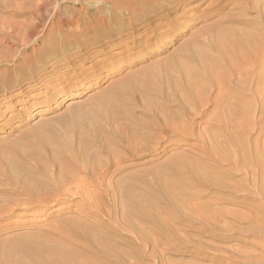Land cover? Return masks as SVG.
Wrapping results in <instances>:
<instances>
[{"label":"rangeland","instance_id":"rangeland-1","mask_svg":"<svg viewBox=\"0 0 264 264\" xmlns=\"http://www.w3.org/2000/svg\"><path fill=\"white\" fill-rule=\"evenodd\" d=\"M17 1L18 0H0V26H2V27H0V55L2 57H4L5 55H6L5 57H7V56H9L8 54L11 51H15V50L20 49L19 45H17L16 42H14L11 38H9V36L12 32L13 33H22V35L24 36L25 39H28V37L31 33H44V34L45 33H54V34L55 33H88V35H90L89 33H94V31L91 28H90L91 30L89 29V26L92 23L87 18V16H88L87 15V8L90 7L93 9L96 7L95 5H98V4H99V6H103V7H104V5H106L105 7L108 8L107 4L104 2V0H102L101 2H100V0H79V2H77L75 0H23L25 5H26L25 8L27 9L26 16L25 15L24 16H17V15L11 14V15H9L10 17L9 16L5 17L6 14L8 15V13L9 14L11 13L9 9L12 10V8H13V7L8 8V5L9 4L15 5V3H17ZM236 3L238 5H243V0H238V1H236ZM76 12H80L83 16H86L85 20L84 21L77 20ZM223 12H227V13L231 14V13L236 12V8H231V4H228L223 9ZM105 13H107V10L105 11ZM63 15L64 16L66 15V17H64ZM3 16H4V18H2ZM250 16H251V18L253 17V15H250ZM7 18H8V20H7ZM253 19H254V17H253ZM3 20H5V21L3 22ZM210 22H211V20H205V19H202L201 21L197 20V19L192 21V24L190 26H188L187 28H182L183 29L182 32L176 33V37L172 38L169 42H167L164 49L162 51L158 52V54L155 53L154 50H152L151 54H147V53H149L147 50L146 52H143V53H145L144 55H141V53L137 54V55H135V57L133 59L123 60V59L119 58L120 55H117V56H114V57H111L109 59H105L102 61H101V58H104L105 55H107L108 53H105V55H102V54L93 55L91 57L90 56L85 57L82 55L81 57L77 58V61H76L77 64L79 63V64H83V66H89V64L90 65L93 64L94 61L96 60V63L99 66V68H98V66H96V63H95L94 68H96L97 70L94 71V73L91 77V80L87 83V84H89L90 87L88 89H85V87L80 88V91H84V93L82 94L79 91V93L76 97H72V95L70 93L72 91H66V92H63L62 94H60L58 96L53 97V98L45 99L46 97H43V93H42L43 90H41L39 88V85L35 84L34 86H32L34 83H31L29 85H24L22 87L25 89L23 92L20 93L21 95L16 97V99L10 98L8 96L6 97V100H4V102H3L4 103L3 106L6 104V106H8L7 109H5L1 105V102H0V106H2V107H0V111L5 109L4 112H1V116H0V151L4 147H6L10 150L13 149L16 151L15 155L17 157H15V158H18L17 160L15 158L13 159V166H12L13 169H11L9 171L6 160L3 158L5 154L2 155L0 153V206L8 203L9 201H18V202H25L26 205H28V206H34V207H32L34 209L38 208V210H30V212L29 211L22 212L21 215H17V213L20 212V210H16L15 211L16 215L14 214L10 217H7V216L0 217V247H2L4 244L14 245L15 243H17L19 241V239H30V240H32L33 238L36 237L37 239L35 238V240H40L43 237L42 239H44V240H42V241L48 242L47 240H50V241L52 239L54 240L53 237H55V240L57 238L58 241L60 240L64 243H68V241H69V243H71L75 246L78 254L76 256L77 258L75 257V261H73L74 264H76L77 262H78V264H89V263L90 264H122V263H124V264H219L218 259L222 255V252L221 251L219 252L218 249L220 247H218V246H222L224 244H226L227 246L228 245H230V246L236 245L235 242L237 239H234V238L237 236V234L233 233L232 231L230 232L228 229H231L234 225L235 226L236 225H243V224L247 223V221H246V219H244L243 215L247 216L250 213L249 212L250 208H248V207H251L254 203H256L258 201V196L256 195V197H254L255 194L252 193V190H250L247 193V190L251 189V187L249 186V184H247V181L245 179H243V176H245V178H247V176L245 175V173H246L245 171L243 172V170L240 169L241 170V172H240V170L231 169L230 170L231 172H229V174H228L229 176H227V173L225 172V170L230 167L227 162H225V161L220 162L215 168H213L214 167V161L213 160L216 157H214L213 155H212L213 157L210 156L211 153H208L206 150L201 151V148L199 147L200 145H202V142L200 140V136L202 134L201 139H203V138H206L208 135L207 133H209L207 131L208 128L205 127L203 124V121L208 116H203V117L195 120L193 122L194 126H192L193 124L192 125L188 124L189 123V121H188L187 124L190 125L188 127L192 128V131L186 125V131H188V132L185 135H184V133H180V135L178 134L177 136L173 135L169 138V140L161 141V143H158V144L155 143L156 145H154V143L151 142L150 145L148 146V149L144 150L145 152L143 151L141 153L142 155H140V156L138 155L135 157L129 156V157L125 158V160H123L119 163H116L117 165L115 164V161H114L115 160L114 159L115 154L120 155V154L124 153L122 151L121 144L122 145L126 144L127 143L126 141H128V139L131 137V135L138 133V131L141 132V130H142V132H143L144 130L146 131L151 127V125L153 124L152 119L154 120V116H153L154 110L157 111L158 114L160 115L161 114L160 112L172 114V112L174 113L175 110L177 109V108H175L176 106H174V105L171 106L167 102H164V104L158 103L159 101L157 102L154 100V99L157 100L158 97L156 98V96H153V97L148 96L147 99L151 98V99H149V101L145 98L146 99V103H145L146 106H144V104L142 103V102H144V99L142 100L141 96H140V98L138 96L141 103L139 102L137 96H135V97L131 96L132 98H130V95H126L123 92L124 89H123V86H121L123 78H127V77L133 78V81H135L134 77H135L136 73L142 71L144 68L155 63L156 61L159 62V61L165 60L166 58H168L170 56V54H176L177 51L179 50V48L181 47V44L184 43L183 41H185L186 39H189L192 33L193 34L201 33L207 27L208 23H210ZM5 24H6V26H5ZM8 25H9V28H8ZM102 28L101 29L98 28L96 30V32L98 31L97 33H105V30ZM105 28H106V26H105ZM6 36L8 37V39H6L7 38ZM55 38H56V40L59 39V37L57 35ZM66 39H69V38L67 37ZM70 40L74 41V39H72V37ZM70 40L66 41L67 42L66 47L69 49H73L72 47H74V46H73V44H71L72 41H70ZM56 42L57 41H55V43ZM157 42L158 41H151L152 44H157ZM35 45H37V46H35ZM29 46H30V48H29ZM29 46H28V50L26 52H24V55L29 54L31 52L30 51L31 48L32 49H38L41 47V45L37 44V43L34 44V46L32 44H29ZM105 46H108V45L106 44ZM51 47H57V44L56 45L54 44ZM98 48H101V47H98ZM105 49L109 50L110 53H115L119 50V48H117V47L116 48H110V49H108V47H107ZM18 52H17V54H18ZM139 56H141V57L144 56V57L140 58ZM52 61H61V59L59 56H56V57L52 58ZM5 62L7 64H5ZM5 62L0 61V73L1 74L5 73L6 68L9 70L12 68V66L10 65L12 62H9V63H8V61H5ZM98 62H99V64H98ZM17 63L18 62H15V64H17ZM63 69L64 68H62L61 71H63ZM110 69H114V72H110ZM36 71H38V69ZM25 73H26L25 71L20 72L19 70H16V72L13 71V72L7 74L6 79H8V77H10L9 79H10L11 84H12V86L10 88L11 92H15L16 90H18L16 86L13 87L14 86V84H13L14 78L13 77L15 76L17 78H23L20 75H24ZM99 73H101V74H99ZM9 74L10 75L13 74L14 76L13 75L10 76ZM131 75L133 77H130ZM11 77H12V79H11ZM131 81H132V79H131ZM117 83H119V84H117ZM1 84H3V79H0V86H1ZM30 86H32V87H30ZM113 86L116 88L113 89L114 88ZM110 88H111V90H110ZM117 88H118L119 92L117 91ZM21 89L19 88V90H21ZM114 90H116V91H114ZM115 92H118V93L116 94ZM112 94L114 97L108 96V95H112ZM115 95H116V99H115ZM118 95H119V97H118ZM0 96H1V94H0ZM125 96L127 97L126 98L127 100H130L128 102H130L131 104L126 102L127 100L125 99ZM108 97H111V98L108 99ZM96 98L99 99L98 100L99 103L96 102L97 101ZM134 98L136 99V102H134ZM132 99H133V102H131ZM102 100L107 102V104L110 103L108 105H110L111 107L108 106L107 104H105V102ZM114 100H115V103H114ZM116 100H118L122 105L121 104L118 105L119 103ZM111 101L114 103V105L116 104L117 107L114 106ZM124 101L127 104H125ZM147 101L150 103L153 102V104L151 105ZM102 102H104V103H102ZM101 103H102L103 109L99 108V105L101 107ZM135 103H137V105H135ZM139 103H140L141 107L140 106L138 107ZM147 103H148V105L149 104L150 105L147 106ZM103 105L108 107L109 110ZM153 105H157V107L153 106ZM160 105L161 106L165 105V109H163L164 106L161 107ZM118 106H120L121 109ZM158 106H160V107H158ZM150 107H151V109H149ZM152 107L153 108L155 107V109H153V111H152ZM96 108L98 109V111H99V109H101L100 113L102 110H104V112L102 111L103 113L108 114V112H109L110 115L108 114L107 117H110L112 115H114L113 117H115L120 113V111H121V114L117 117V120L114 119L116 122L114 120L109 121L108 119H107L108 120L107 121L105 119V118H107L106 115H102L103 113H101V114L98 113ZM105 108L108 110V112H106L107 110ZM117 108H119L118 109V110H120L119 112H118V110H116ZM123 108L125 111L122 110ZM158 108H160V109H158ZM129 109H131V111ZM162 109H163V111H161ZM93 110H95V111H93ZM169 110H172V111L169 112ZM110 111H111V113H110ZM123 111H124V113H123ZM128 111H130V112H128ZM126 113H128V114H126ZM86 114L87 115L89 114L91 116L88 115V117H89L88 118L86 116ZM256 114L257 113L254 112L253 114L250 115L251 117H249V119H250L249 122H251L254 119ZM125 115L129 116V117L126 116L127 117L126 121L128 120L127 121V124H128L127 127H126L127 124L124 123V122H126L125 117H124ZM130 116H132V117H130ZM81 118H82V120H80ZM84 118H86V119H84ZM99 118L101 121L99 120ZM102 118H103V120L107 121L106 123L108 125L106 123H104L105 121H102ZM90 119H91V121H90ZM208 119H209V117L206 120H208ZM87 120H89V121L87 122ZM121 120L123 121V123L121 122ZM132 120H134V121H132ZM81 121H82V123H81ZM111 121H113V122H111ZM130 121H132V122H130ZM86 122H87V124L89 123L91 125V128H93L96 131H97V129H99L100 132H99V130L96 132V131L92 130L91 128H89L90 125L85 124ZM118 122H119V124H116ZM120 122H121V124H120ZM150 122H152V123H150ZM196 122H200L202 125L200 123H196ZM99 124H100V126H99ZM145 124H146V126H144ZM148 124H149V126H148ZM109 125H110V127H109ZM120 125L121 126L125 125V127L129 131H127V129L124 126L120 127ZM250 125H251L250 128L253 131H249L251 129L248 128L249 130L246 129L247 130V132H246V130L244 129L245 131L243 130V132H245L244 134H246V135H244L242 131H241V133L238 131H235L236 133L238 132L237 133L238 135L237 134L234 135L235 134L234 131H232L234 133L231 132L234 136H237V137H240V135L242 134V136L246 142L249 139L248 143L244 142L246 144V148H247L246 150L247 151H249V149L252 150L251 147H254L257 144H258L257 146L259 148L264 145V128L261 131V128L258 129V127H256V125H254V126H253V124H250ZM131 126H134V127L131 128ZM143 127H146V128H143ZM110 128L115 133H117L119 131L120 134H115L114 132L112 134V131ZM122 128H123V130H122ZM115 130H117V132ZM200 130H202L203 133ZM205 130L207 131V133ZM81 131L82 132L84 131V132L82 133ZM101 131H104V133L103 132L101 133ZM94 132L99 134V135H97V134L94 135L95 134ZM107 132H108V134H107ZM131 132H132V134H131ZM190 132L191 133L193 132L194 134L192 133V135H191ZM195 132L196 133L198 132V134L199 133L200 134L198 135ZM248 132H249V134H248ZM109 133L111 134L110 136H109ZM102 134H104V136ZM247 134H248V136H247ZM58 135H59V137H58ZM105 135L108 136V140L111 138L109 140V143L107 140V136L105 137ZM118 135L119 136L121 135L122 139L125 138L126 141L124 140V143H122L123 140ZM96 136H99V137H96ZM116 136H118L119 138ZM244 136L247 137L248 139L245 138ZM63 137H64V139H63ZM92 137H95L97 139H94ZM100 137L103 139H101ZM50 138L52 140H50ZM53 138H55V140ZM57 138H59V139H57ZM104 138H106V140H104ZM84 139H85L86 143H85ZM252 139H254V140L252 141ZM65 140L67 142L69 140L70 142L67 143ZM257 140H260V141H257ZM54 141H56V142L54 143ZM64 141H65V144H64ZM100 141L102 144L99 143ZM57 142H59V143H57ZM82 142L84 143L85 146L83 145ZM89 142L93 145H91ZM106 142H107L108 146L105 145ZM197 142L200 143V145ZM71 143L73 145H70ZM79 143H82V144H79ZM103 143H104V145H103ZM53 144H54V148H53ZM247 144L249 147L247 146ZM69 145L74 146V147L70 148ZM113 145H114V147H113ZM80 146H82V147H80ZM79 147H80V149L82 148V150H80ZM61 148L63 150H60ZM69 148H70V150H72V149L73 150L70 151ZM105 148H107L108 152H109V148H110L111 154H110V152H109V154L112 155L111 157L108 153L103 152L104 151L103 149H105ZM55 149L57 151L56 154L53 151ZM88 149L90 150V153L93 152L92 155H90ZM94 149H96L99 153H97V151ZM51 150L53 152H51ZM75 151H76V153H75ZM80 151H81V153H80V155H78V153ZM50 152H51V154L54 153L57 156L56 157L54 154L52 155V158L54 160L58 158V160H55L56 162H59V163H56L57 165L54 164L55 161L53 159H51V157H49V155H51V154H49ZM95 152H96V154L94 155ZM69 153H72V156L70 154V158H69ZM84 153H86V155ZM113 153H114V155H113ZM59 154H61L60 155L61 159H60V156H58ZM74 154H76V155H74ZM83 154L85 157H83ZM105 154L107 155V158L109 159V161H108L109 165H108V163H104V162H107L106 158H104V157H106ZM205 155H206V157H205ZM65 156H67V158ZM91 156L93 157V159H91ZM94 156H95V158H94ZM98 156L101 158L102 161L99 159ZM81 157H82V159L79 160ZM41 158L43 160H41ZM89 158L91 159V161L93 160V162H91ZM49 159H51L52 161ZM64 159H65V162H66V160L67 161L71 160V164L73 163V165L75 167L78 164V166L76 168L70 169L71 170L70 173L72 175V178H74L77 181L79 180L78 186L80 189L83 188L82 191H84V192L81 191L82 194H81V192H76L77 189H75L74 187L71 190H68V191L65 190L66 186L63 185L64 180L62 178L69 176L70 173L68 171H70V170L66 171V172H68V174L65 171H62V169H63L62 165H63V163H65V162H63ZM85 159L90 161V162L86 161ZM97 160H98V162H97ZM95 161L97 163L101 162L102 165L104 163V166H106L107 171H106V169H104L103 171L101 170V173L99 174L100 169L103 166L101 167L100 163H99L100 166H97L99 164H97ZM16 162H20V163H18L19 165H17ZM45 162L47 163L46 164L47 166L44 164ZM60 162H61V164H60ZM40 163H42V165ZM83 163L85 166L83 165ZM175 163H178V165H175ZM190 163H192V164H190ZM210 163H212L213 165ZM48 164L49 165L51 164V166H49ZM203 164H205V165H203ZM224 164H227V165H224ZM15 165L18 166L19 168L16 167ZM193 165H194V167H196V169L193 167ZM14 166H15V168H14ZM39 166H41V167L43 166V169ZM48 166L50 168H47ZM56 166H57V168H56ZM89 166H91V167L89 168ZM177 166H181V168L177 167ZM187 166H189V167H187ZM222 166L225 169H221V168H223ZM54 167L58 170H56ZM85 167H87V168H85ZM99 167H101V168H99ZM172 167L176 168V171H174L175 169H173ZM186 167H187V169H185ZM205 167H207V168H205ZM88 168L90 171L88 170ZM177 168H179V169H177ZM188 168H190V170L192 172H194L196 170V172H194V174L195 173L196 174L195 175L192 174V172ZM201 168H202V170H201ZM180 169H181V171H180ZM12 170H16V172L12 171ZM82 170H83V172H82ZM91 170H92V172H91ZM95 170H96V172H95ZM187 170H188V172H187ZM60 172H61V174L59 175ZM205 172L207 175L213 174V176L216 174V172H218L219 175L216 174L215 177H217V178L221 177V179L223 178L225 181L234 180L235 182L237 181L238 184L236 183L237 186H236V184L233 185L232 191H225L226 193L225 192L222 193L221 190L218 189V187L215 188L216 186H214V185L210 186L209 184H207L208 182L205 179L206 178ZM223 172H225V173H223ZM234 172L235 173L237 172L238 175H237V173L235 174ZM62 173H66L67 176H65ZM83 173L84 174L87 173L86 175H88V173H89V175L86 177ZM94 173H96V175L97 174L99 175V176L97 175L98 178L102 174L101 178L96 179V176H94L95 175ZM180 173L183 175H181ZM10 174H12V176H10V177H12L13 179L16 177L15 180H18V181H13L14 183H10L11 182L9 179ZM15 174H16V176L14 177L13 175H15ZM224 174H226V175H224ZM76 175H78V176L80 175V176L78 177ZM196 175H198V176H196ZM223 175L225 176V178L223 177ZM58 177H59V179H58ZM198 177H200V178H198ZM235 177H237V178H235ZM52 178H53V180H51ZM54 178H56V181ZM193 178H195V179H193ZM202 178L204 180H202ZM227 178H228V180H227ZM240 178L242 181H240ZM236 179H238L239 181ZM49 180L53 181L56 184L53 185V182H52V184H50L51 181H49ZM62 180H63V182H62ZM89 180H90V183H89ZM163 180L165 182H163ZM205 180H206V183H205ZM244 180L246 182H244ZM38 181L40 182V184L38 183ZM46 181L47 182L49 181V182L47 183ZM60 181H61V183H60ZM98 181L102 182V183L104 182V184L99 183ZM105 182H107V183H105ZM109 182L112 184L111 185L112 187L110 186V188L108 187V185H110ZM182 182L186 183L187 185L186 184L184 185ZM202 182H204L205 184L204 183H203L204 185L201 184ZM57 183L60 184V186H62V187L58 186ZM37 184L41 185L42 187L44 184L45 185L49 184V186L44 185V188L45 189L47 188V190H45L43 188L42 191L44 190L45 193H44V191L42 192L40 190L38 193L36 192V195H34L35 193L31 195V192H28V191H21L20 186H18V185H24L27 188V190H32L34 185H37ZM85 184L86 185L88 184V185L86 186ZM105 184H107V185L105 186ZM116 184H117V186H116ZM82 185H83V187H82ZM97 185L98 186L100 185L101 187L100 186L98 187ZM243 185H244V188H243ZM15 186H17V187H15ZM31 186H33V187H31ZM104 186L106 188L107 187L108 188L106 190H104L105 189ZM113 186L114 187L116 186V187L114 188ZM128 186H129V189H128ZM123 187H124V189H123ZM240 187L242 188V190L245 189L246 187L247 188L242 191ZM59 188L61 190H59ZM112 188H113V190H111ZM116 188H118V189H116ZM121 188L124 190L123 192H125V190H126V193L128 195L126 193H122ZM17 189H19V190H17ZM89 189L91 190V192H89L90 191ZM119 189H121V191ZM168 189H171V190L168 191ZM56 190H58V191H56ZM50 191L52 194L50 193ZM61 191L65 195H63L61 193ZM85 191H86V193H85ZM111 191L114 192L115 195H114V193L112 194ZM131 191H132V193H131ZM150 191L153 193H151ZM167 191L169 192V194L167 193ZM148 192H150V193H148ZM234 192H236L238 194H236ZM46 193H49V194L47 195ZM88 193H90V194H88ZM98 193L100 195H102V196L98 197L99 199L97 198ZM136 193H137V195L135 196ZM142 193L144 194L143 197L145 196L147 200L142 197V195H141ZM244 193L245 194L247 193V194L245 195ZM37 194H39V195L41 194L40 196L38 195V198L42 197V195L45 198H47L50 195L49 198L51 197L50 198L51 201L47 202L49 205L46 203H39V202L37 203L36 202ZM83 194L84 195L88 194V196L85 195V197L87 199L85 197L84 198L81 197V196H84ZM109 194H112V195H109ZM150 194H154L155 196L150 195ZM182 194H183V196H180ZM187 194H188V197L185 198V195L187 196ZM232 194L233 195L235 194V195L233 196ZM89 195H91V196H89ZM117 195H119V196L123 195V198H121L122 196L119 198V197H117ZM149 195H150V197H149ZM177 195L180 196L179 199L177 198L178 197ZM230 195L232 197H229ZM250 195H252L253 199L251 198ZM78 196L80 198H82L83 200L80 199ZM111 196H112V199L109 198ZM115 196H116V198H115ZM125 196L131 197L130 198L131 203H130V199L128 200L129 197L127 198V200L129 202H125L126 201ZM147 196H148V198H147ZM169 196L170 197L172 196V198H169ZM91 197L94 200H91ZM106 197H108V198H106ZM152 197L155 200H153ZM240 197H243V199L241 198L242 199L241 200ZM49 198H47V199L49 200ZM103 198L105 201L103 200ZM118 198L125 200V201H123V203L124 202L125 203L123 204L122 200H120L121 202L118 201L119 200ZM168 198L170 200H168ZM182 198L184 200H182ZM100 199H102L104 202H102V200L100 201ZM107 199H109V200H107ZM114 199L116 200V202L114 201ZM132 199H133V201H132ZM138 199L139 200L142 199L143 201H141V200L139 201ZM150 199H152L155 202L151 203ZM177 199H178V201L176 202L175 200H177ZM185 199L187 201H185ZM88 200H89V202H88ZM98 200H99V202H94V201H98ZM146 201H147V203H145ZM182 201H183V203L181 204L180 202H182ZM184 201H185V204H184ZM240 201H242V203ZM140 202L142 203V205ZM178 202L181 204L182 208H180V209H182L184 213L179 209V207H181V206ZM235 202H237V203H235ZM78 203H80L81 205H79ZM99 203L100 204L103 203L105 205L102 204V206H101ZM148 203H150V205L151 204H153V205L151 207L150 206L147 207V205H149ZM170 203H172V204H170ZM175 203H176V206H175ZM208 203H211V204L208 205ZM125 204L126 205L128 204V205L126 206ZM129 204L131 206L134 205L133 206L134 208L140 204L137 207V209H139V210H137L136 208L135 209L132 208L131 206H129ZM143 204H145V205H143ZM177 204L179 205L178 207H177ZM183 204L185 207L183 206ZM197 204H200V206H202V207H199V205H197ZM204 204L206 205V207L204 206ZM213 204H215L216 206ZM44 205H46V206H44ZM97 205H98V207L100 206V209H97V207H95ZM121 205L124 207V209L122 207H120ZM172 205L175 207H173ZM197 206L199 207V209ZM211 206H213L214 208ZM220 206H221L222 210L224 209V211L225 210H229V211H227V212L225 211L226 213L224 211H221L220 208H217ZM102 207H103V209L105 208V211L102 210ZM125 207L127 209L128 208L129 209L127 210ZM194 207H196V208H194ZM106 208H107V211H106ZM120 208H122L121 210H124L125 212L124 211L122 212L120 210ZM185 208H187V209H185ZM193 208L196 210H194ZM147 209L150 212H147ZM201 209H203V210H201ZM217 209H219V210H217ZM99 210H102V211H99ZM134 210H136V211L133 212ZM144 210H146V211H144ZM188 210L190 212L192 211L191 213L193 215L192 214L190 215V212ZM198 210H200V212ZM208 210L209 211L212 210V211L209 212ZM215 210H216V212L217 211L218 212L216 213ZM109 211L110 212L112 211L110 213L111 215L109 214ZM127 211H129L128 214H127ZM137 211H139V212H137ZM195 211H197V212H195ZM202 211L207 216H205V214H201ZM213 211H214V213H213ZM236 211L239 212L238 215H237L238 212H236ZM247 211H248V213L246 214ZM152 212H154V214H152ZM232 212H234V213H232ZM131 213H132V215H131ZM208 213H209V215H208ZM220 213L222 214L221 217H220ZM223 213H225V214H223ZM227 213L230 214V217H228L229 215ZM133 214H135L134 217H133ZM146 214L148 216H151V218L152 217L153 218L152 219L150 217L148 218V216ZM210 214L212 216H210ZM123 215L127 216V219L125 218V220H127L128 222H126L125 220L122 219V217L123 218L125 217ZM140 215L142 216L141 219H139ZM196 215H198V217ZM215 215H217L218 217L217 216L215 217ZM224 215H228V216L225 217ZM120 216H122V217H120ZM193 216L196 218L197 221L199 219L201 221L199 220L200 222H197L195 219H193L194 218ZM232 217H233V219L235 217V219L233 220ZM204 218H205V220H204ZM217 218H218V220L219 219L220 220L218 221ZM119 220L120 221L123 220V221L120 222ZM209 220L211 221V223H209L210 222ZM225 220L228 223L227 225L231 224L232 226L231 225L227 226ZM240 220H241V222H239L240 224H238V221H240ZM234 221H235V223H234ZM245 221H246V223H245ZM124 222L127 224L124 225ZM120 223H121V226H120ZM213 223H214V225H213ZM77 224H78V226L80 224L81 227L80 226L78 227ZM201 224H203V225H201ZM204 224H206V225H204ZM217 224L219 225V227ZM128 225L129 226L132 225L130 227L134 228V229H131L130 227H128ZM139 225H140V227H139ZM221 225H222V228H221ZM199 226H202V227H199ZM205 226L206 227L211 226V227L205 228ZM213 226H214V228H213ZM122 227L124 229H122ZM135 227H136V229H135ZM138 227L142 228V229L145 228V229L139 231ZM217 227H218V229H216ZM72 230H74L75 234H73ZM81 230H83L84 232ZM211 230H214L215 232L212 231V233H211ZM68 231H69V233H68ZM143 231L145 233L147 231L148 232L151 231V233L149 232L147 234H150V235L153 234V235H151V237H149V235L145 234ZM85 232L86 233L88 232L89 234H86ZM137 232H139L140 234L142 233L143 235H147L146 238L140 237L141 239H139L140 235L136 237V235L139 234ZM135 233H136V235H135ZM222 233L223 234L224 233L225 234H233L235 237L228 238L227 239L228 242H222L219 238V236ZM68 234H71V235H68ZM46 235H48L49 238L46 239V237H47ZM38 236H40L41 238ZM51 236H53V237H51ZM84 238L86 240H89V239L90 240L86 241ZM98 238H100V239L98 240ZM147 238H149V239L152 238V239L149 240ZM237 238L244 239V240L250 239L249 236H245V235H242V237H237ZM139 240H141V241H139ZM101 241L103 242V244ZM105 241H107V243ZM147 241H148V243H147ZM51 242H48V244L53 243V242L52 243ZM97 242H99V243H97ZM108 242L112 246H109V245H108L109 247L107 245L104 246V244L105 243L108 244ZM91 243H92V245H91ZM232 243L235 245H233ZM101 244H102V246L105 247V249H104V247H101V248H103L101 250H100V248H98L101 246ZM97 245H98V247H97ZM113 245L116 247V249H114L115 247L113 248ZM110 247H111V249H110ZM113 249H114V251H113ZM98 250H100V251H98ZM102 250L104 252H107L106 250H109V251L107 253H103V252H101ZM111 250L113 251V253H115L114 255L111 254L112 256L109 254V253H112ZM115 251H117V252H115ZM18 257L20 258L19 260H17ZM21 257H23V258H21ZM0 258L3 259L2 256H0ZM14 258H16L17 262H19L17 264H20V262H22L21 264H31V263H29L30 261L26 260V257H24L22 255H19V254L16 255L15 254ZM119 259H121V260H119ZM24 261L28 262V263H25ZM3 262H4V259H3ZM11 263L13 264V262H11ZM3 264H10V263H9V261L6 262V260H5V262Z\"/></svg>","mask_w":264,"mask_h":264},{"label":"bare ground","instance_id":"bare-ground-1","mask_svg":"<svg viewBox=\"0 0 264 264\" xmlns=\"http://www.w3.org/2000/svg\"><path fill=\"white\" fill-rule=\"evenodd\" d=\"M75 1L79 2V0H75ZM101 1L102 0H100V2ZM236 1H238V0H104V2L107 4L108 8L105 7L106 5H104V7H103V6H99V4L95 5L96 9L95 8L92 9L90 7L87 8V15H88L87 18L92 23V24H90L89 29L91 28L94 31V33H89L90 35H88V33H55L59 37V39L56 40V38H55L56 35L54 33H45V34L44 33H31L30 35L28 34L29 35L28 39H25L24 36L22 35V33H13L12 32L10 34L9 38H11L14 42H16V44L19 45L20 49L15 50V51H11L8 54L9 56H7V57H5L6 55L4 57H2L0 55V61L1 62L2 61H4V62L8 61V63L12 62L10 64L12 66V68L10 70L6 68L5 73H3V74L0 73V79H3V84H1V86H0V92H1L0 94L2 96V97L0 96L1 97L0 102H1V105L3 106V104H4L3 102H4V100H6L7 96L10 98L16 99V97L21 95L20 93L24 91L25 88H22V87L24 85H29L31 83H34L32 86H34L35 84L39 85V88L41 90H43L42 93H43V97H46L45 99L53 98L55 96L62 94L63 92H66V91H72V92H70L72 97H76L80 91V88L85 87V89H88L90 87L89 84H87V83L91 80V77H92L94 71L97 70L96 68H94L96 60L94 61L93 64H91V65L89 64V66H83V64H79V63L77 64L76 63L77 58L81 57L82 55L85 57H87V56L91 57L93 55H100V54L105 55V53H108L107 55H105L104 58H101V61H102V60L109 59V58L117 56V55H120L119 58L123 59V60L133 59L135 57V55H137V54L141 53V55H144L145 53H143V52H146L147 50L149 52L147 54H151L152 50H154V52L158 54V52H160L164 49L167 42H169L172 38L176 37V33L182 32V30H183L182 28H187L188 26H190L192 24V21H194L196 19L200 20V21L202 19L211 20V22L208 23L207 27L201 33H195V34L192 33L189 39H186L185 41H183L184 43L181 44V47L179 48V50L177 51L176 54H170V56L168 58H166L165 60L162 59L163 61H159V62L156 61L155 63L144 68L142 71L139 70L140 72L136 73L137 76L135 75V77H134L135 81H133V78H128V77L123 78L122 84H121V86H123V89H124L123 92L126 95H130V98H132L131 96H133V97L137 96V98H138V96H139V98L141 96V99L142 100L144 99V102H142V103L144 104V106H146L145 103H146L147 97L148 96H150V97L156 96V98L157 97L158 98H157V100L156 99H154V100L157 102L159 101L158 103L164 104V102H167L171 106L172 105L176 106L175 108H177V109L176 110L174 109L175 112L174 113L172 112V114L160 112L161 113L160 115L158 114L157 111L154 110V113H153L154 120L152 119L153 124L151 125V127L146 131L144 130L142 132V130H141V132L138 131V133L133 134V135H131L132 134V132H131V134H130L131 139L129 138L128 141H126L125 138L122 139L121 135L120 136L118 135L123 140L122 143H124V140L127 143L124 145L121 144L122 151L124 153L120 154V155L115 154V156H114L115 160L114 159L113 160L115 161V164H116V163H119V162L125 160V158H127L129 156H133V157L138 156V155L140 156V155H142L141 153L144 150L148 149V146L150 145L151 142H153L154 145H156L155 143L158 144V143H161V141L169 140V138L173 135L177 136L178 134L180 135V133H184V135H185L188 132V131H186V125L188 127V126H190L188 124L192 125L193 122L195 120H197L198 118H201L203 116H208L209 119L206 120L208 118L207 117L203 121V124L205 127L208 128L207 131L209 133H207V131L205 130L208 135L206 138L202 137L203 139H201V136H202V134H201L200 140L202 142V145H200V143L197 142L200 145L199 147L201 148V151L206 150L208 153H211V155L209 154L210 156L213 155L214 157H216L213 160L214 161V167L212 166L213 164L210 163V164H212L211 166L213 168H215L220 162H223V161L227 162L228 165L230 166L228 169L225 170V172L227 173V176H229L228 174H229V172H231L230 171L231 169H237V170L241 169V170H243V172L245 171L246 172L245 175L247 176V178H245V176H243V179H245L247 181V184H249V186L251 187V189L247 190V193L250 190H252V193L255 194L254 197H256V195L258 196V201L256 200L257 201L256 203L253 202L254 204L251 207H248V208H250V210H249L250 213L247 216L243 215L244 219H246L247 223L245 221L246 224L236 225V226L234 225L231 229H228L230 232L232 231L233 233H236L237 236L235 237L233 234H225L226 232L224 234L222 233L219 236V238L222 242H228L227 239L230 237H235L234 239H237L235 242L237 246L233 243L232 244L235 246H230V245L227 246L226 244H224L222 246H218L220 248L219 249L217 248V249L219 250V252L220 251L222 252V255L218 259L219 264H264V145L259 148L257 146L258 145L257 144L256 146L251 147L252 150L249 149V151H247L245 143H248L249 139L244 136L245 138L248 139V141L246 142L245 139L243 138L242 134L240 135V137L234 136L238 132L241 133V131L243 132L244 129L246 130V129L250 128V126H251L250 124H253V126L256 125V127H258V129L261 128V131L264 128V0H243V5H238L236 3ZM228 4H231V8H236V12L231 13V14H229L227 12H223V9ZM10 7H13L12 10L9 9L11 13L10 14L8 13V15L6 14L5 17H7L11 14H14L17 16H24V15L26 16L27 9L25 8L26 5H25L23 0H18L17 3H15V5L9 4L8 8H10ZM106 10H107V13H105ZM76 15H77V20H79V21H84L86 18V16H83L80 12H76ZM250 15H253L254 19H253V17L251 18ZM64 17H66V15ZM2 18H4V16ZM5 20H3V22ZM7 20H8V18H7ZM5 26H6V24H5ZM105 26H106V28H105ZM0 27H2V26H0ZM8 28H9V25H8ZM98 28L104 29L105 33H97L98 31L96 32V30ZM67 37L69 39H66ZM71 37H72V39H74V41L70 40ZM6 39H8V37ZM54 40L57 42L55 43ZM67 40L72 41L71 44H73V46H74V47H72L73 49H69L66 47V45H67L66 41ZM151 41H158V42H157V44H152ZM36 43L40 44L41 47L38 48L39 47L38 46L37 47L38 49H32L31 48L30 49L31 52L29 54L24 55V52H26L28 50L29 44H32L34 46V44H36ZM54 44L55 45L57 44V47H51ZM106 44L108 46H105ZM35 46H37V45H35ZM98 47H101V48H98ZM107 47H108V49L117 47V48H119V50L115 53H110L109 50L105 49ZM29 48H30V46H29ZM17 52H18V54H17ZM56 56H59L61 61H52V58L56 57ZM139 57L143 58L144 56H142V57L139 56ZM15 62H18V63L15 64ZM5 64H7V63L5 62ZM98 64H99V62H98ZM96 66H98L97 63H96ZM62 68H64L63 71H61ZM98 68H99V66H98ZM37 69H38V71H36ZM16 70H19L20 72L25 71L26 73L24 75H20L23 78H17L13 74H11L14 76V77L12 76L14 78V80H13L14 86L13 87L16 86L18 89L15 92H11L10 88H11L12 84H11V81L9 79L10 77H8V79H6V78H7L8 73H11L13 71L16 72ZM110 72H114V69H110ZM99 74H101V73H99ZM12 77H11V79H12ZM130 77H133V76L131 75ZM131 79L133 82L131 81ZM119 83H117V84H119ZM32 86H30V87H32ZM19 88L20 89L22 88V89L19 90ZM111 88H110V90H111ZM115 88L116 87H114L113 89H115ZM114 91H116V90H114ZM117 91H118V88H117ZM80 92L82 94L84 93V91H80ZM118 92H115V93L117 94ZM108 96L114 97L113 94L108 95ZM118 97H119V95H118ZM109 98H111V97H108V99ZM126 98L127 97L125 96V99ZM139 98H138V100H139ZM115 99H116V95H115ZM149 99H151V98H149ZM149 99H147V100L149 101ZM98 100L99 99H97L96 102H98ZM118 100H116V101L119 104L117 102L116 103L118 105H120L121 104L119 102L120 100L119 101ZM102 101H104V100H102ZM128 101H130V100H127L126 102H128ZM104 102H102V103H104ZM126 102H125V104H127ZM131 102H133V99ZM134 102H136L135 98H134ZM139 102L141 103L140 100H139ZM102 103H101V107L99 105V108L103 109ZM114 103H115V100H114ZM114 103H113V105H114ZM128 103H130V102H128ZM140 103H139L138 107L140 106ZM148 103H150V102H148ZM148 103H147V106H149L150 104L151 105L153 104V102H151L149 105H148ZM105 104H107V102H105ZM108 104H110V103H108ZM135 105H137V103H135ZM2 106H0V107H2ZM103 106H105V105H103ZM108 106H110V105H108ZM114 106H116V104ZM153 106L157 107V105H153ZM160 106H158V107H160ZM162 106H164L163 109H165V105H162ZM3 107L5 109H7L8 106H6V104H5ZM118 107L121 109L120 106H118ZM106 108L108 109V107H106ZM119 108H117L116 110H118ZM5 109L0 111V116H1V112H4ZM131 109H129V110L131 111ZM149 109H151V107ZM153 109H155V107L154 108L152 107V111H153ZM158 109H160V108H158ZM163 109L161 111H163ZM95 110H93V111H95ZM100 110L101 109H99V111H98V109H97L98 113H100ZM108 110L106 112H108ZM122 110H124V108ZM102 111L104 112V110H102ZM102 111H101V113H103ZM119 111L120 110H118V112ZM124 111H123V113H124ZM130 111H128V112H130ZM170 111H172V110H169V112ZM254 112H256L257 114H256V116L254 115L255 116L254 119L251 122H249L250 121L249 117H251L250 115L253 114ZM110 113H111V111H110ZM108 114H109V112H108ZM108 114L103 113L102 115H106V117H107ZM120 114H121V111L118 115L116 114L117 116L113 117L114 115H112V116L107 117L105 119L106 120L108 119L109 121L114 120V119L117 120V117ZM126 114H128V113H126ZM88 115L86 114L87 117H88ZM89 116H91V115H89ZM126 116L129 117L128 115H125L124 116L125 121L127 118ZM130 117H132V116H130ZM84 119H86V118H84ZM80 120H82V118ZM99 120H100V118H99ZM122 120H121V122L123 123ZM88 121L89 120H87V122ZM90 121H91V119H90ZM102 121H105V120H103V118H102ZM107 121H105L104 123H106ZM127 121L124 123L127 124ZM132 121H134V120H132ZM132 121H130V122H132ZM188 121H189V123H188ZM87 122L85 124H87ZM111 122H113V121H111ZM121 122H120V124H121ZM81 123H82V121H81ZM150 123H152V122H150ZM196 123H200V122H196ZM116 124H119V122ZM110 125H109V127H110ZM125 125H122V126L125 127ZM99 126H100V124H99ZM122 126L120 125V127H122ZM127 126H128V124L126 125V127ZM144 126H146V124ZM148 126H149V124H148ZM192 126H194V124ZM133 127L134 126H131V128H133ZM89 128H91V125ZM143 128H146V127H143ZM91 129L94 130L93 128H91ZM189 129H191V131H192V128H189ZM98 130L99 129H97V131ZM122 130H123V128H122ZM94 131H96V130H94ZM111 131H112V129H111ZM115 131L117 132V130H115ZM127 131H129V130L127 129ZM200 131H202V130H200ZM232 131H234V132L238 131V132L237 133L235 132V134L233 135L232 133H234V132H232ZM249 131H253V130L251 129ZM99 132H100V130H99ZM102 132L104 133V131H101V133ZM113 132L114 131H112V134H113ZM246 132H247V130H246ZM192 133H191V135H192ZM202 133H203V131H202ZM244 133L245 132H243V134ZM96 134L97 133H95L94 135H96ZM107 134H108V132H107ZM115 134H120V132L118 131ZM196 134H198V132ZM248 134H249V132H248ZM248 134H247V136H248ZM97 135H99V134H97ZM102 135L104 136V134H102ZM110 135L111 134L109 133V136ZM244 135H246V134H244ZM106 136L107 135H105V137ZM118 136H116V137H118ZM58 137H59V135H58ZM96 137H99V136H96ZM92 138L97 139L95 137H92ZM53 139L55 140V138H53ZM57 139H59V138H57ZM63 139H64V137H63ZM101 139H103V138H101ZM50 140H52V139L50 138ZM104 140H106V138H104ZM107 140H108V136H107ZM109 140H108V143H109ZM253 140L254 139H252V141ZM65 141H64V144H65ZM84 141H85V139H84ZM257 141H260V140H257ZM55 142L56 141H54V143ZM68 142H70V141L68 140ZM57 143H59V142H57ZM82 143H79V144H82ZM85 143H86V141H85ZM99 143L102 144L101 141ZM70 145H73V144L71 143ZM83 145H84V143H83ZM91 145H93V144H91ZM103 145H104V143H103ZM105 145H107V142L105 143ZM247 146H248V144H247ZM71 147H74V146H70V148ZM80 147H82V146H80ZM80 147H79V149H80ZM113 147H114V145H113ZM53 148H54V144H53ZM70 148H69V150H70ZM107 148L103 149L104 150L103 152L108 153V154L110 152V154H111L110 148H109V152H108ZM9 150L10 149L4 147L3 149H1L0 153L2 155L5 154L3 158L6 160L8 170L10 171L11 169H13L12 168L13 159L17 156L15 155V152H16L15 150H13V149H11L10 151ZM60 150H63V149L61 148ZM72 150H70V151H72ZM80 150H82V148ZM94 150H96V149H94ZM53 151L56 154V152H57L56 149ZM53 151L51 150V152H53ZM51 152L49 154H51ZM75 153H76V151H75ZM80 153H81V151L78 153V155H80ZM89 153H90V150H89ZM97 153H99V152L97 151ZM53 154L49 155V157H51V159H53L52 158ZM70 154L72 156V153H69V158H70ZM84 154L86 155V153H84ZM84 154H83V157H85ZM92 154H93V152L90 153V155H92ZM95 154H96V152L94 153V155ZM60 155L61 154H59L58 156H60ZM74 155H76V154H74ZM113 155H114V153H113ZM105 156L106 157H104V158H106L107 162H104V163H108L109 159L107 158L106 154H105ZM111 156L112 155H110V157ZM65 157L67 158V156H65ZM205 157H206V155H205ZM94 158H95V156H94ZM15 159L17 160L18 158H15ZM51 159H49V160H51ZM60 159H61V156H60ZM81 159H82V157L79 160H81ZM91 159H93L92 156H91ZM91 159H90V161H91ZM99 159L101 160L100 157H99ZM41 160H43V159L41 158ZM55 160H58V158ZM86 161H88V160H86ZM90 161H88V162H90ZM46 162L44 163L45 165L47 164ZM61 162H60V164H61ZM63 162H65V159ZM91 162H93V160ZM97 162H98V160H97ZM18 163H20V162H16L17 165H19ZM56 163H59V162L55 161L54 164H56ZM99 163L101 164V162H99ZM99 163H97V164H99ZM104 163H103V165L101 164V167L103 166L102 168L99 167V168H101L100 172L98 171L99 174L101 173V170L103 171L104 169H106V171H107V168H106V166H104ZM40 164L42 165V163H40ZM100 164L97 166H100ZM190 164H192V163H190ZM83 165H84V163H83ZM108 165H109V163H108ZM175 165H178V163H175ZM203 165H205V164H203ZM224 165H227V164H224ZM15 166H14V168H15ZM49 166H51V164ZM49 166L47 168H50ZM77 166H78V164H77ZM91 166H89V168ZM16 167H18V166H16ZM39 167H41V166H39ZM76 167L73 165V163L71 164V160L70 161L66 160V162L63 163V165H62V168H63L62 171L66 172V171L70 170L71 168L74 169ZM177 167L181 168V166H177ZM187 167H189V166H187ZM187 167L185 169H187ZM193 167H194V165H193ZM41 168L43 169V166ZM56 168H57V166H56ZM85 168H87V167H85ZM89 168H88V170H89ZM172 168L175 169L174 171H176V168H174V167H172ZM194 168L196 169V167H194ZM205 168H207V167H205ZM177 169H179V168H177ZM188 169L190 170V168H188ZM221 169H225V168L223 167ZM56 170H58V169H56ZM201 170H202V168H201ZM241 170H240V172H241ZM12 171L16 172V170H12ZM180 171H181V169H180ZM61 172L59 173V175L61 174ZM68 172L70 173L71 170ZM68 172H66V173L68 174ZM82 172H83V170H82ZM91 172H92V170H91ZM95 172H96V170H95ZM187 172H188V170H187ZM194 172H196V170ZM194 172H192V174H194ZM225 172H223V173H225ZM66 173H62V174L67 176ZM86 174H84V175L87 177L89 175V173H88V175H86ZM94 174H95L94 176H96V179L101 178L102 174L100 175L99 178H98V176H99L98 174H97L98 176L96 175V173H94ZM205 174H206V172H205ZM216 174L219 175L218 172H216ZM181 175H183V174H181ZM206 175H205V177H206L205 179L208 182L207 184H209L210 186L214 185V186H216L215 188L218 187V189H220L222 193L225 191H232L233 185H235L237 183V181L235 182L234 180L225 181L223 178L221 179V177L217 178V177H215V175L213 176V174L207 175V176ZM224 175H226V174H224ZM224 175H223V177L225 178ZM237 175H238V173H237ZM10 176H12V174L9 175V179L11 181L10 183H14L13 181H18V180H15L16 174L13 175L15 177L14 179ZM76 176H78V175H76ZM196 176H198V175H196ZM198 178H200V177H198ZM235 178H237V177H235ZM54 179L56 181V178H54ZM58 179H59V177H58ZM62 179L64 180L63 185L66 186L65 190L68 191L74 187L75 189H77L76 192L82 191L83 188L80 189L78 186L79 180L77 181L74 178H72L71 173L69 174V176L62 178ZM193 179H195V178H193ZM238 179H236V180H238ZM51 180H53V178ZM51 180H49V181H51ZM63 180H62V182H63ZM202 180H204V179L202 178ZM206 180H205V183H206ZM227 180H228V178H227ZM245 180H244V182H246ZM240 181H242L241 178H240ZM52 182L53 181H51L50 184H52ZM163 182H165V181L163 180ZM38 183L40 184L39 181H38ZM60 183H61V181H60ZM89 183H90V180H89ZM99 183H102V182H99ZM105 183H107V182H105ZM203 183L204 182H202L201 184H203ZM39 184L34 185V187L31 186V187H33L32 190H27V188L24 185H18V186H20L21 191H28V192H31V195L34 193H35L34 195H36V192L38 193L40 190L42 191V189L44 188V185H45L44 184L42 187ZM54 184H56V183L53 182V185ZM102 184H104V182ZM109 184L110 185H108V187L110 188V186L112 184L110 182H109ZM183 184L185 185L186 183H183ZM237 184H236V186H237ZM106 185L107 184H105V186ZM45 186H49V184L48 185L46 184ZM58 186H60V184H58ZM116 186H117V184H116ZM15 187H17V186H15ZM60 187H62V186H60ZM82 187H83V185H82ZM107 188L105 187V189L104 188L103 189L106 190ZM243 188H244V185H243ZM116 189H118V188H116ZM121 189H119V190L121 191ZM123 189H124V187H123ZM123 189H122V193H126V190H125V192H123L124 191ZM128 189H129V186H128ZM245 189H243V190H245ZM17 190H19V189H17ZM45 190H47V188ZM59 190H61V189L59 188ZM111 190H113V188ZM170 190L171 189H168V191H170ZM241 190H242V188H241ZM56 191H58V190H56ZM168 191H167V193L169 194ZM82 192H84V191H82ZM82 192H81V194H82ZM89 192H91V190ZM150 192H148V193H150ZM44 193H45V191H44ZM50 193H51V191H50ZM61 193L63 194L62 191H61ZM85 193H86V191H85ZM113 193L114 192H112V194ZM131 193H132V191H131ZM151 193H153V192H151ZM234 193H236V192H234ZM46 194L48 195L49 193H46ZM88 194H90V193H88ZM88 194H85V195L88 196ZM112 194H109V195H112ZM188 194H187V196L185 195V198L188 197ZM236 194H238V193H236ZM38 195L39 194H37V196H36L37 198L34 196L36 198L37 203L39 202V203L48 204L47 202L51 201L50 200L51 197L49 198L50 195L48 197L46 196L47 198H49V200L47 198H45L43 195H42V197L38 198ZM63 195H65V194H63ZM85 195L81 196V197L84 198ZM114 195H115V193H114ZM119 195H117V197L120 198L122 196L121 198H123V195H121V196H119ZM136 195H137V193L135 194V196ZM141 195L143 197L144 194L142 193ZM150 195L155 196L154 194H150ZM150 195H149V197H150ZM89 196H91V195H89ZM100 196H102V195H100L98 193L97 198ZM180 196H183V194ZM180 196H178L177 198L179 199ZM250 196L252 198V195H250ZM125 197H126L125 198L126 201L119 199V198H118L119 200L118 199L117 200L118 201L122 200V203H123V201L129 202L128 200L131 197H129V198L127 196H125ZM229 197H232V196L230 195ZM106 198H108V197H106ZM109 198L112 199V196ZM115 198H116V196H115ZM127 198H128V200H127ZM143 198L146 199L145 196ZM147 198H148V196H147ZM169 198H172V196L171 197L169 196ZM169 198H168V200H170ZM183 198H182V200H184ZM241 198L243 199V197H240V199ZM80 199H82V198H80ZM152 199H153V197H152ZM152 199H150L151 203L155 202V201H153L155 199H153V200ZM178 199L175 201L177 202ZM89 200H88V202H89ZM91 200H94V199H92V197H91ZM101 200L102 199H100V201ZM103 200H104V198H103ZM103 200H102V202L105 201V200L104 201ZM107 200H109V199H107ZM140 200L143 201L142 199H140ZM114 201L116 202L115 199H114ZM132 201H133V199H132ZM185 201H187V200L185 199ZM185 201H184V204H185ZM94 202H99V200L94 201ZM240 202L242 203V201H240ZM130 203H131V199H130ZM145 203H147V201ZM180 203L182 204L183 201ZM235 203H237V202H235ZM78 204L81 205L80 203H78ZM102 204H100V205L102 206ZM148 204L149 205H147V207H149V206L151 207L153 205V204L150 205V203H148ZM170 204H172V203H170ZM181 204H180V206H181ZM184 204H183V206H184ZM209 204H211V203H208V205ZM98 205L95 207H97V209H100V206L98 207ZM103 205H105V204H103ZM141 205H142V203H141ZM143 205H145V204H143ZM197 205H199V207H202V206H200V204H197ZM213 205H215V204H213ZM44 206H46V205H44ZM129 206H131V205L129 204ZM133 206H131V207L134 208ZM175 206H176V203H175ZM175 206H173V207H175ZM178 206L179 205L177 204V207ZM204 206L206 207L205 204H204ZM32 207H34V206H28V205H26L25 202L9 201L8 203L0 206V217H3V216L10 217L14 214L16 215V213H15L16 210H20V212H18L17 215H21L22 212H27V211L30 212V210H38V208L34 209ZM120 207H122L124 209V207L122 205ZM137 207H135V208L137 209ZM199 207H198V209H199ZM211 207H213V206H211ZM122 208H120V210ZM180 208H182V206L179 207V209ZM194 208H196V207H194ZM217 208H220L221 211H224V209L222 210L221 206L217 207ZM185 209H187V208H185ZM102 210L105 211V208L103 209V207H102ZM102 210H99V211H102ZM137 210H139V209H137ZM180 210L183 212L182 209H180ZM194 210H196V209H194ZM201 210H203V209H201ZM217 210H219V209H217ZM106 211H107V208H106ZM121 211L123 212L124 210H121ZM135 211L136 210H134L133 212H135ZM144 211H146V210H144ZM198 211L200 212V210H198ZM211 211L212 210H210L209 212H211ZM225 211L227 212L229 210H225ZM111 212L109 211V214ZM128 212L129 211H127V214H128ZM137 212H139V211H137ZM147 212H150V211H148V209H147ZM191 212H190V215L192 214ZM195 212H197V211H195ZM215 212H216V210H215ZM236 212H238V211H236ZM213 213H214V211H213ZM221 213H220V217L222 216ZM225 213H223V214H225ZM232 213H234V212H232ZM247 213H248V211L246 212V214ZM152 214H154V212H152ZM201 214H205V213H203V211H202ZM230 214H228L229 216L228 215H224V216L230 217ZM238 214H239V212L237 213V215ZM131 215H132V213H131ZM134 215L135 214H133V217H134ZM198 215H196V216L198 217ZM208 215H209V213H208ZM123 216H125V215H123ZM205 216H207V215L205 214ZM210 216H212V215L210 214ZM216 216L217 215H215V217ZM120 217H122V216H120ZM149 217L151 218V216H148V218ZM125 218L127 219V216H125L124 218L122 217L123 220H125ZM141 218H142V216L140 215L139 219H141ZM193 219L196 220L195 217ZM232 219H233V217H232ZM234 219H235V217H234ZM199 220L198 221L196 220V221L200 222L201 220L200 221ZM204 220H205V218H204ZM217 220H218V218H217ZM241 220L238 221V224H240L239 222H241ZM122 221H120V222H122ZM125 221L128 222L127 220H125ZM235 221H234V223H235ZM209 223H211V221ZM125 224H127V223L124 222V225ZM206 224H204V225H206ZM227 224L228 223L226 221V225ZM201 225H203V224H201ZM213 225H214V223H213ZM229 225H231V224H229ZM229 225H227V226H229ZM77 226H78V224H77ZM79 226H80V224H79ZM120 226H121V223H120ZM130 226H132V225H130ZM130 226L128 225V227H130ZM139 227H140V225H139ZM199 227H202V226H199ZM207 227H211V226H207ZM207 227L205 226V228H207ZM218 227H219V225H218ZM218 227L216 229H218ZM213 228H214V226H213ZM221 228H222V225H221ZM122 229H124V228L122 227ZM131 229H134V228H131ZM135 229H136V227H135ZM144 229L139 228V231L144 230ZM83 230H81V231H83ZM72 231H73V234H75L74 230H72ZM212 231H214V230H211V233H212ZM149 232L151 233V231H149ZM149 232L147 231L146 233L145 232L144 233L147 234ZM68 233H69V231H68ZM137 233H139V232H137ZM86 234H89V233L87 232ZM68 235H71V234H68ZM135 235H136V233H135ZM147 235H149V237H151V235H153V234H151V235L147 234ZM147 235H143L142 233L141 234L139 233L138 235H136V237L139 236V239H141L140 237L146 238ZM242 235L249 236L250 239L244 240V239L237 238V237H242ZM46 236H47L46 239L49 238L48 235H46ZM38 237H40V236H38ZM51 237H53V236H51ZM35 238H33L34 240L33 239L32 240H30V239H19V241L17 243H15L14 245L4 244L2 247H0V256L3 257L4 262H5V260H6V262L9 261L10 264H12L11 262H13V264L19 263V262H17V260H19L20 258L18 257V259L16 260V258H14L15 254L16 255L19 254V255L26 257V260L30 261L29 263H31V264H74L73 261H75V257L77 256L78 252H77L75 246L73 244L69 243V241H68V243H64L60 240L58 241L57 238L55 240V237H53L54 240L53 239H52L53 241L51 240L53 243L50 240H47L48 242L52 243V244H50V243L48 244V242L42 241V240H44V239H42L43 237L42 238L40 237L41 238L40 240H35ZM152 238H150V239L147 238V239L151 240ZM99 239L100 238H98V240ZM89 240H86V241H89ZM139 241H141V240H139ZM105 242L107 243V241H105ZM97 243H99V242H97ZM106 243L104 244V246L105 245L112 246L109 242H108V244H106ZM147 243H148V241H147ZM102 244H103V242H102ZM102 244L100 247H98V245H97V247L100 248V250L103 249L101 247H104V246H102ZM91 245H92V243H91ZM114 247L115 246L113 245V248ZM104 249H105V247H104ZM110 249H111V247H110ZM114 249H116V247ZM114 249H113V251H114ZM100 250H98V251H100ZM106 251L108 252L109 250H106ZM113 251H112V253H109V254L114 255L115 253H113ZM101 252L107 253V252H104L103 250ZM115 252H117V251H115ZM21 258H23V257H21ZM3 259L0 258L1 264L4 263ZM119 260H121V259H119ZM21 263L22 262H20V264ZM25 263H28V262H25ZM76 264H78V262ZM122 264H124V263H122Z\"/></svg>","mask_w":264,"mask_h":264}]
</instances>
